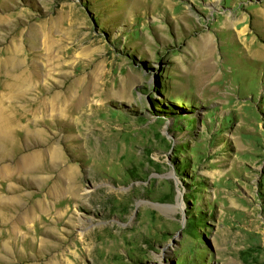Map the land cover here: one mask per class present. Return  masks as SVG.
Here are the masks:
<instances>
[{
    "label": "rangeland",
    "instance_id": "374dc122",
    "mask_svg": "<svg viewBox=\"0 0 264 264\" xmlns=\"http://www.w3.org/2000/svg\"><path fill=\"white\" fill-rule=\"evenodd\" d=\"M233 10L251 58L216 35ZM259 13L264 0H0V264H264ZM207 32L218 74L203 78L190 46Z\"/></svg>",
    "mask_w": 264,
    "mask_h": 264
},
{
    "label": "bare ground",
    "instance_id": "6f19581e",
    "mask_svg": "<svg viewBox=\"0 0 264 264\" xmlns=\"http://www.w3.org/2000/svg\"><path fill=\"white\" fill-rule=\"evenodd\" d=\"M174 13V12H173ZM213 13V12H212ZM178 14V13H177ZM181 14V13H180ZM184 14V13H183ZM187 14V12H186ZM219 14H221V19L218 23V27L216 28V35L219 33V34H222L221 32L225 31V30H228L226 31L227 33H229V36H232L237 42L238 45H239V51L241 53H244L246 54L249 58H251V55L247 53V50H246V46L244 45V42L245 40L243 39V36L245 35L244 33V27H240V23H242L243 19H244V16L242 15L241 12L237 11V10H233L232 12H227V13H222L220 12ZM261 15H258L256 16L257 19L259 20H262L264 19V16L262 15L263 13H259ZM176 15V14H175ZM188 15V14H187ZM215 15V14H214ZM178 16V15H176ZM186 16V15H185ZM183 17V16H182ZM176 18V17H175ZM178 19V18H177ZM184 20V18H181ZM219 20V19H218ZM242 20V21H241ZM177 21V20H176ZM187 22V20H185ZM215 24V23H214ZM188 26V25H187ZM198 27V26H197ZM194 28V27H193ZM196 29V28H195ZM218 32V33H217ZM218 34V35H219ZM215 36V35H214ZM217 37V36H216ZM222 37H224V39H227L228 35H223ZM228 41V40H227ZM234 42V41H233ZM13 43V42H12ZM16 43V42H15ZM218 44V42H217ZM233 46V44H231ZM263 46V45H262ZM214 47V40H213V35H211L210 33H203V34H200L198 36L195 37V40L192 42L191 46H190V49L193 51V53L195 54H199L201 55V59H197V60H194L192 63H193V68L194 69H199L201 71V73H203L205 76L203 78H205L206 76H214L215 73L218 74L217 72V66H216V60L215 57H210L209 56V53L211 54L212 52V48ZM261 47V46H260ZM13 48V47H11ZM10 48V49H11ZM19 48V47H18ZM7 49V48H6ZM16 49V47H15ZM238 50V49H237ZM236 50V51H237ZM9 51V50H8ZM12 51V50H11ZM14 51V50H13ZM5 52V51H4ZM19 52V50H18ZM8 53V52H7ZM15 53V52H14ZM238 53V52H237ZM5 54V53H4ZM9 54V53H8ZM21 55V54H20ZM255 56H257L258 58H255V62H257L258 64L259 63H263L264 64V61L263 60H259V58H264V46L261 48V51H257L254 53ZM14 57V56H13ZM1 58V57H0ZM21 58V57H20ZM199 58V57H198ZM222 59V56H220L219 60ZM224 59V58H223ZM235 59V58H234ZM233 58V62H238V61H235ZM6 61H8L9 63L13 60L12 56H8L6 59ZM4 60V61H5ZM20 60V59H19ZM23 60V59H22ZM16 61V60H15ZM226 61V59H225ZM224 61V62H225ZM2 61H0L1 63ZM8 62H7V65H8ZM232 62V61H230ZM5 63V62H4ZM13 63V62H12ZM219 63V62H218ZM261 63V64H262ZM4 65V64H3ZM223 65V64H222ZM226 65V64H225ZM10 66V64H9ZM231 66V65H230ZM237 67V64L236 66L234 67V70L236 69ZM228 68V67H227ZM231 69V68H230ZM5 70H8V69H5ZM11 70V68H10ZM233 70V69H232ZM9 71V70H8ZM32 74V73H31ZM26 75V74H25ZM30 75V73L28 74ZM216 75V74H215ZM27 77V76H26ZM34 77V76H32ZM20 79L17 80L16 82L12 83V84H8L7 86V89L9 91H12V94L11 96H16L17 98L20 96H23V92H25V88L29 85V79L28 78H21L19 77ZM15 79V78H14ZM33 80V79H32ZM198 82V81H197ZM203 82V81H202ZM96 82L94 80H90V85H93L95 84ZM200 83V82H199ZM201 84V83H200ZM33 85V84H32ZM198 86V85H197ZM30 88V87H29ZM3 89V88H2ZM6 90V89H5ZM9 94V93H8ZM6 98V96H4ZM23 98H21L22 100ZM2 107V106H1ZM0 107V109H1ZM4 120H5V115L0 113V127H2L0 129V133L3 134V137H5L7 134V128H6V125L4 123ZM3 129V130H2ZM10 136V135H9ZM8 137V135H7ZM1 142V140H0ZM8 142V141H7ZM6 142V143H7ZM4 143V142H3ZM2 145V144H1ZM2 147V146H1ZM0 147V148H1ZM2 150V149H1ZM2 157V156H1ZM34 164V161H32V163L30 164V166H32ZM1 198V197H0ZM5 203V202H3ZM2 204V203H1ZM15 210H14V213H15V217L17 219L20 218V207L19 206H15ZM40 207L42 208V204H40ZM29 212V211H28ZM22 215V214H21ZM29 217V216H28ZM23 219V218H22ZM22 221V220H21ZM20 236V235H19ZM78 244V242H77ZM17 246V245H16ZM16 249V248H15ZM19 249V248H18ZM14 250V249H13ZM20 251V250H19ZM16 255V254H15ZM64 259L62 258V253H57L55 256H54V259L51 261L50 264H64ZM49 262V261H48Z\"/></svg>",
    "mask_w": 264,
    "mask_h": 264
}]
</instances>
